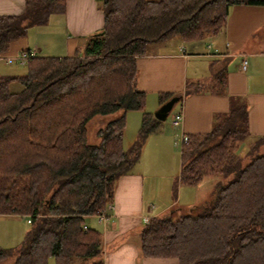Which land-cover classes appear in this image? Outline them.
<instances>
[{
  "label": "trees",
  "instance_id": "obj_1",
  "mask_svg": "<svg viewBox=\"0 0 264 264\" xmlns=\"http://www.w3.org/2000/svg\"><path fill=\"white\" fill-rule=\"evenodd\" d=\"M97 2L103 25L81 51L31 56L24 74L0 75V215H19L28 224L18 245L0 246V264H48L49 258L53 264H103L101 233L86 217L105 213L116 180L131 172L146 136L162 125L143 111L136 58L151 43L216 34L231 6H264V0ZM63 9L64 0H24L20 14L0 16V54ZM224 72L215 68L212 77L222 82ZM11 83L20 88L11 90ZM174 95L159 94V103ZM228 100L210 130L185 136L179 149L180 185L195 186L207 176L221 180L208 201L147 218L138 233L140 256L174 257L178 264H264V136L243 143L247 105L239 96ZM134 110L142 112L140 127L124 148L125 115ZM114 113L97 129L98 141L87 142L88 121Z\"/></svg>",
  "mask_w": 264,
  "mask_h": 264
},
{
  "label": "crops",
  "instance_id": "obj_2",
  "mask_svg": "<svg viewBox=\"0 0 264 264\" xmlns=\"http://www.w3.org/2000/svg\"><path fill=\"white\" fill-rule=\"evenodd\" d=\"M23 8L24 0H0V16L20 14ZM46 24L57 27H53L54 32H48L44 29ZM46 24L29 27L23 37L10 41L0 59L9 64L25 52L33 56H70L81 51L89 35L101 30L103 15L97 0H64L63 11L57 18L49 17ZM203 40L175 42L164 51L147 49L135 60L138 90L145 95L173 93L179 97L175 103L176 112L181 113L178 125H161L156 132L159 134H152L145 141L150 139L155 151L169 148L175 140L181 144V136L208 132L215 115L227 112L229 96H239L247 105L249 137L264 136V6H231L224 27ZM220 66L225 72L222 82H217L212 72ZM159 105L158 99L155 109ZM152 166L164 169L162 162ZM137 167L116 180L104 221H98L95 215L86 217L87 225L101 233L103 264H178L174 257L140 256L138 233L145 218L184 206L178 204L181 190L196 189L199 183L180 185L177 171L175 197L158 203L157 193L163 191L162 187ZM195 204L190 199L186 207Z\"/></svg>",
  "mask_w": 264,
  "mask_h": 264
},
{
  "label": "rangeland",
  "instance_id": "obj_3",
  "mask_svg": "<svg viewBox=\"0 0 264 264\" xmlns=\"http://www.w3.org/2000/svg\"><path fill=\"white\" fill-rule=\"evenodd\" d=\"M59 13L51 14L49 17L57 18ZM57 27V25L53 26ZM52 26H48L46 24V29L48 32H54V28ZM49 35V34H48ZM52 35V34H50ZM203 40V39H202ZM179 41L177 38H171L168 41L160 42L159 44L148 45V50L158 49L160 51H164L169 49V46L173 43ZM205 43V40H203ZM184 44L183 41L179 42ZM43 53V52H41ZM40 55V53H38ZM25 65L19 64L18 61H11L9 64H6L3 59H0V75H22L25 73ZM20 87L17 83H11V90H18ZM158 95L155 94H146L145 95V104L143 111L152 114L154 112L155 105H157ZM175 104L171 108L169 114L167 115L165 121H160L162 125L167 126L170 124V119L173 113L176 112ZM141 111L134 110L129 111L125 115V129L123 132V147L126 148L130 145L133 139L136 137V134L140 127L141 121ZM116 113L108 114V115H97L94 116L91 120L86 124V140L89 143H96L98 138L96 136V131L99 127L103 125L107 120L114 118ZM165 129H168L165 127ZM153 134V135H152ZM159 134V133H158ZM156 132H149L146 136V139L152 135H158ZM151 136V138H152ZM249 137V136H248ZM244 140L243 143L249 145L252 143V138L249 137ZM144 144L140 151V156L138 162L134 165V167H140V171L144 173V175H149L157 180L159 183V188L162 187V192L157 193V202L163 203L166 200H171V198L175 197V173L179 169L180 163V143L175 140V142L170 145V147H166V149L159 148L158 150H154L151 147V140L149 139ZM165 146V145H164ZM264 146V145H263ZM261 146L260 148H264ZM242 148V149H241ZM246 147H239V152L241 150V154L244 153ZM245 160V158L243 159ZM162 162L164 164V169L162 168H154L152 163ZM221 178L218 176H207L202 179L201 182L196 186V189H189L194 187H183L187 189H182L180 192L181 200L178 204L184 205L182 207H186L187 202L190 199L194 200L197 204H202L205 201H208L215 190V182L220 181ZM191 190V191H190ZM192 192V193H191ZM89 224V220H86ZM28 229V224L26 223V219L19 215H0V246L1 247H15L22 240L24 233ZM103 248H102V261H103ZM11 259H7L3 264H10ZM48 264H53L52 258H49Z\"/></svg>",
  "mask_w": 264,
  "mask_h": 264
},
{
  "label": "built area",
  "instance_id": "obj_4",
  "mask_svg": "<svg viewBox=\"0 0 264 264\" xmlns=\"http://www.w3.org/2000/svg\"><path fill=\"white\" fill-rule=\"evenodd\" d=\"M31 56H33L32 53H29V52L22 53V54H20L17 57V61H18L19 64L23 65L26 62V60L29 57H31ZM241 67H242V69H244L245 61H243L241 63ZM180 120H181V113H179V112L173 113V115H172V117L170 119L171 126H177L178 123L180 122ZM185 141H186V137L185 136H181L180 142L183 143ZM109 207H110V205L107 206V208H109ZM95 216L97 217L98 221H104L106 219L105 213H99V214H97ZM146 221H147V218L144 219V222H146ZM27 222H28V220H27ZM83 228H85V225H83Z\"/></svg>",
  "mask_w": 264,
  "mask_h": 264
},
{
  "label": "water",
  "instance_id": "obj_5",
  "mask_svg": "<svg viewBox=\"0 0 264 264\" xmlns=\"http://www.w3.org/2000/svg\"><path fill=\"white\" fill-rule=\"evenodd\" d=\"M179 97L174 95L165 100L152 113L153 117L158 121H165L173 105L178 101Z\"/></svg>",
  "mask_w": 264,
  "mask_h": 264
}]
</instances>
